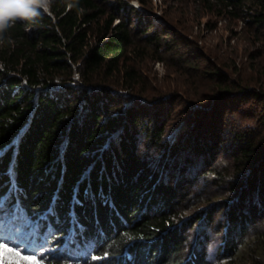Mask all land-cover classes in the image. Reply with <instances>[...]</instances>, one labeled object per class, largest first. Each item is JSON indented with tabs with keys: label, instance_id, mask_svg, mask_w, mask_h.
<instances>
[{
	"label": "trees",
	"instance_id": "1",
	"mask_svg": "<svg viewBox=\"0 0 264 264\" xmlns=\"http://www.w3.org/2000/svg\"><path fill=\"white\" fill-rule=\"evenodd\" d=\"M203 1L264 38V0ZM155 21L128 0H53L50 14L4 34L0 226L22 224L20 242L42 250L45 264H264V111L256 118L262 129H231L229 145L219 122L201 123L206 111L225 115L215 100L192 108L193 123L169 136L159 109L169 98L140 96L145 87L127 63L148 49L157 60L175 50L176 32ZM207 73L220 101L256 97L264 107V92ZM120 80L133 91L113 88ZM220 149L231 159L216 168ZM183 153L230 194L203 203L199 171L187 174ZM208 232L220 238L211 259Z\"/></svg>",
	"mask_w": 264,
	"mask_h": 264
},
{
	"label": "rangeland",
	"instance_id": "2",
	"mask_svg": "<svg viewBox=\"0 0 264 264\" xmlns=\"http://www.w3.org/2000/svg\"><path fill=\"white\" fill-rule=\"evenodd\" d=\"M128 2L154 17L156 19L154 25L164 20L167 21L170 29L176 32L173 36L178 41L176 48L164 54V60H157L154 52L148 49L141 58L133 57L127 62L133 64L138 73L139 85L145 87L140 96L149 98L147 100L152 103H159L162 99L169 98L170 102L167 106L163 103L159 104L160 113L168 115L166 133L169 136L172 131L183 130L193 123L196 114L192 108L197 107L199 110L211 108L214 100L213 107L217 104L223 107L226 110L225 115L222 118L211 116V113L206 111L202 117L198 116L201 117V123L204 126L209 127L212 123L214 126L218 122L223 126L221 134L224 145L230 143L231 129L259 130L256 118L264 111L262 100L250 97L244 100L234 99L233 102L227 103L220 101L219 95L217 98L214 97L219 92L215 86L213 87L211 81L213 77L211 75L210 78L207 71L217 69L227 78L240 80L247 89L264 92V38L262 35H253L242 20L231 18L212 1L208 4L203 0H128ZM193 63L198 64L196 66L200 71L196 72L192 69ZM73 77L79 78L77 72H74ZM215 78H217L216 81L220 79L219 76ZM113 88L126 93L133 91L129 90L121 80ZM152 111L150 110V113ZM155 111L158 112V110ZM259 125L262 129V124ZM183 154L182 160L190 159L191 165L189 164L187 174L196 177L195 172L199 171L200 176L196 178L199 180L196 190L203 203L208 200L216 201L230 194L227 186L222 188L220 185L211 184V179H217L214 171L201 168L202 161L198 158L193 159L192 153ZM228 159H231L230 151L220 149L211 163L216 168L222 167L229 162ZM193 161L196 163L195 170L192 166ZM203 203L198 205L199 208L204 207ZM0 233L17 241L21 247L26 246L24 242H20V238L22 240L25 238V228L22 224L9 226L7 223L4 227L0 226ZM208 233L212 236L206 243V250L211 259L219 247L220 238L211 232ZM194 236L195 233L190 235L192 242L195 240ZM36 252L41 253L42 250L37 248Z\"/></svg>",
	"mask_w": 264,
	"mask_h": 264
},
{
	"label": "clouds",
	"instance_id": "3",
	"mask_svg": "<svg viewBox=\"0 0 264 264\" xmlns=\"http://www.w3.org/2000/svg\"><path fill=\"white\" fill-rule=\"evenodd\" d=\"M52 3L53 0H0V43L18 21L34 22L43 14H50Z\"/></svg>",
	"mask_w": 264,
	"mask_h": 264
},
{
	"label": "snow or ice",
	"instance_id": "4",
	"mask_svg": "<svg viewBox=\"0 0 264 264\" xmlns=\"http://www.w3.org/2000/svg\"><path fill=\"white\" fill-rule=\"evenodd\" d=\"M6 151V148L0 150V156ZM8 174L10 178L13 176L11 165ZM0 264H45V261L40 254L21 247L17 241L0 233Z\"/></svg>",
	"mask_w": 264,
	"mask_h": 264
}]
</instances>
